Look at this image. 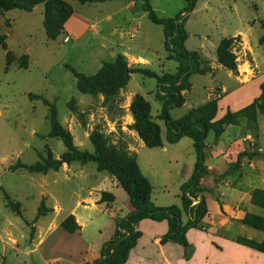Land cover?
I'll list each match as a JSON object with an SVG mask.
<instances>
[{
	"label": "rangeland",
	"instance_id": "obj_1",
	"mask_svg": "<svg viewBox=\"0 0 264 264\" xmlns=\"http://www.w3.org/2000/svg\"><path fill=\"white\" fill-rule=\"evenodd\" d=\"M149 3L161 18H173L185 7L182 0H149ZM72 7L91 19L111 15L112 20L97 23L85 36L73 39L66 35L61 15L57 14L60 10L69 12ZM121 7L119 0L83 6L76 1L50 0L36 5L33 11V8L24 10L32 11L30 14L20 16L12 11L4 16L7 19L0 17V36L6 35L4 46L0 47V264H85L80 261L85 252L91 250L87 256L98 252L102 242L112 236L114 221L120 215L110 204H100L103 187H109L115 180L107 172H98L92 162L64 163L58 171L46 174L30 173L21 167L33 165L42 157L58 160L66 150L60 139L48 136L51 105L58 123L72 135L78 150L92 153L89 136L93 130L100 131L118 149L135 154L158 204L181 206L180 186L190 177L195 162L193 141L189 138L177 144L165 141V127L158 118L161 102L156 98V80L132 73L114 96L87 95L77 91L75 79L66 68L86 76L94 75L104 62L113 61L121 53L132 70H148L158 76L175 73L177 63L167 59L162 27L150 22L146 13L133 10V24L131 19L125 21L127 15H122ZM45 8L52 23L51 34L44 26ZM263 21L264 0L196 2L186 20L185 47L198 52L211 71L210 75H191L189 81L193 88L182 92L183 106L170 111L173 120L212 99H219L218 102L222 99L220 105L217 103L218 114H222L227 107L237 111L258 96L259 86L264 82V43L258 42L264 35ZM239 34L247 40L238 36L239 42L233 45L232 52L239 68H249L245 75L250 79L247 81L246 77L247 82L243 84H238L235 76L229 78V71L219 66L215 58L218 43ZM122 44L140 52V56L125 54L129 51L118 47ZM213 67L216 68L213 70ZM226 91L229 92L222 98ZM136 95L150 105L152 120L160 127L163 147H145L133 130L130 105ZM242 121L238 126L227 127L224 140L231 141L239 132L248 131L249 134L256 132L264 143V133L259 128L264 126V114L258 115L257 129L254 123ZM216 140L209 132L205 143L214 147ZM237 145L229 150L234 162L241 152ZM249 147L252 153H258L254 140ZM114 192L119 202L127 197L121 188ZM205 196L211 200L213 194L207 191ZM6 198L19 205L18 213L6 206ZM40 206L42 216L37 217ZM254 211L264 213L257 208ZM68 215H76V222L82 221L79 235L61 229L60 224ZM230 221L237 220L233 217ZM222 229L218 230L225 238L210 232L213 241L223 247L232 243L231 235L252 240L263 235L243 225L231 231ZM199 240L203 244L204 238ZM197 245L201 252L206 249V245L199 242ZM213 255L221 261L219 251ZM260 264H264V257Z\"/></svg>",
	"mask_w": 264,
	"mask_h": 264
},
{
	"label": "trees",
	"instance_id": "obj_2",
	"mask_svg": "<svg viewBox=\"0 0 264 264\" xmlns=\"http://www.w3.org/2000/svg\"><path fill=\"white\" fill-rule=\"evenodd\" d=\"M34 6L46 3L50 0H31ZM67 1V0H52ZM80 4L104 3L111 0H70ZM124 1V0H119ZM185 3L183 11L173 18H161L157 16L152 9L149 0H134L132 10L134 12H144L148 19L155 25L162 27L164 36V50L168 53L167 59L177 63L176 71L173 74H163L158 76L156 73L128 67L125 57L117 53L114 60L104 62L100 69L90 76L77 73L73 68L66 67L75 79V87L78 92L87 95H103L111 97L123 88L129 78V74L141 73L148 78L156 80V98L161 102V111L159 119L165 127V141L168 144H176L182 138H189L193 141L195 153V163L190 177L180 186L181 207L171 205L158 207L150 200L152 186L149 180L141 173L136 161V157L131 155L109 142L107 136L98 130H93L89 136L93 152L80 151L73 144L72 135L65 130L57 121L54 106H50L46 100L45 105H49V124L50 130L48 136L58 138L62 141L65 152L58 160L51 156L42 157L33 165H22L21 167L30 173L46 174L48 171H58L62 164H71L78 162L80 164L94 163L98 172H107L111 175L125 192L127 196L130 211L121 218L115 220V230L112 237L101 245L99 257L91 264H126L128 254L135 245L136 240L141 236L136 231L138 223L143 219L154 221L166 220L168 231L161 240V244L175 243L185 250H190L186 239V232L190 229L207 230V226L202 221L207 215V206L205 198L202 195L203 189L200 187V181L206 168L204 166L206 135L212 132L215 137H219L227 126H238L242 120L256 123L258 114L264 113V82L259 86L260 93L247 106L232 112L226 109L225 114L215 120L217 113V103L219 99H212L202 105L189 110L184 116L173 120L169 113L172 109L180 108L184 104L182 96L183 91H189L191 88V75H205L211 71L206 66V61L196 51H189L185 48V41L188 37L185 30V24L188 15L193 11L198 0H182ZM13 9L30 10L25 5L15 0H0V14ZM61 15L62 25L72 14L60 10L57 13ZM49 11L45 8L44 26L48 34L52 33V23L50 22ZM264 27V21L261 22ZM6 36H0V47L4 46ZM239 42V37L222 39L216 49V62L222 68L237 74L236 56L232 52L233 45ZM259 44L264 43V35L259 38ZM130 112L134 123L133 130L139 139L147 148L163 147V141L160 134V127L152 120L150 115V105L140 95H136L130 105ZM260 153L240 152L236 161L231 163L227 170L219 175L218 179L229 175L233 170L238 169L240 160L243 157L253 158ZM114 196L107 193H100V203L114 201ZM250 203L264 210V190L255 189L251 194ZM6 206L12 208L18 213V204H12L6 198ZM42 206L38 208L37 217L42 216ZM188 215L186 223H182L181 215ZM242 225L260 231L264 234V217L246 212L239 220ZM61 229L73 234L80 230V226L73 215H68L60 224ZM231 241L245 246L260 253H264V237L260 242L242 237L231 235ZM217 249H220L215 245Z\"/></svg>",
	"mask_w": 264,
	"mask_h": 264
},
{
	"label": "crops",
	"instance_id": "obj_3",
	"mask_svg": "<svg viewBox=\"0 0 264 264\" xmlns=\"http://www.w3.org/2000/svg\"><path fill=\"white\" fill-rule=\"evenodd\" d=\"M121 3L123 4V7H121L120 9L122 15L123 16L129 15V18H125V21L127 19H131L130 21H132L133 24L134 12H132V7L134 6V0H124L121 1ZM85 4H89V3H85ZM83 5L84 4H82V6ZM35 8L36 6L33 7L32 11ZM12 11L18 12L17 14L20 16L30 14L32 12V11H24L21 9H13L8 12L0 14V17H2L3 20H5L7 18L4 16H7L6 14ZM111 20H112L111 15H108L100 20L91 19L86 17L85 14L81 13L80 10H75V8L72 7V14L64 22L63 28L68 37L76 39L78 37L85 36L90 31L91 28L96 26L97 23L99 24ZM115 26H118V24ZM238 36L241 37V40H243V38L245 37L244 35H240V34L237 36L234 35L233 37H238ZM187 39L184 45L186 44ZM126 46L127 45L122 44L119 45L118 47L126 48L127 51H129V53L126 52L125 54H130V55L135 54V56L137 57L140 56L139 55L140 52ZM239 67L240 66L237 63V74H232V72L229 71L228 77L230 78L232 76H235L236 82L238 84L241 83L243 84L250 79V77H248L249 75L248 76L245 75L246 72H249V68L243 66L241 69ZM214 68L216 67H213V70ZM208 75L210 74L208 73ZM242 77H244V79H242ZM246 77H247V81H245ZM191 88H193L192 84H191ZM228 92L229 91H226L225 95H223L222 98H224ZM221 100L218 102L219 105ZM227 109H229V107H227ZM224 114L225 112H223L222 114H218V109H217L215 120L221 118ZM263 114H258V115H263ZM258 115L256 118V123L254 124V128L256 129H257V125L259 124ZM243 122L244 121H242L241 123ZM247 124H251V123H247ZM227 127H225L224 132L219 137H216L217 142L215 143L214 147L206 144V149H205L204 166L207 171L206 173L203 174L201 178L200 187L203 189L202 195L205 198V202L208 210L206 217L202 221V224L204 226H208L209 229H207L206 231L198 230V229H190L186 232V239L190 246V250L192 251L190 254H188L185 252L184 248H182L181 246L175 243L167 242L165 244H161V240L163 236L168 231V223L166 220L157 222L151 219H143L138 223L136 227V231L140 232L141 236L136 240L135 245L130 250L126 264H260V260L264 257V253H260L245 246L236 244L231 240L230 241L232 243L225 244V246L223 247L221 244L213 241L214 239L211 237L210 231H212L213 233L214 232L217 233L218 235H220V237H223L221 235L220 230H218L221 229L222 231L223 227L224 229L227 228L228 231H231L232 228L235 226H237L238 229H241L242 224L239 223V220L244 216L246 212L264 217V213L257 214L254 211V209L256 208L260 210L263 209L258 208L250 203L251 194L255 189L264 190V143L260 142L261 141L260 136H258L256 132L255 134L254 133L249 134L248 131H241L238 133V136H236L231 141H225L223 135L226 134ZM259 128L261 129L262 133H264V126L262 128L261 126H259ZM246 137H250V139L247 140ZM253 140L256 144V148L258 150V153H260V155L255 156L253 158L243 157L240 160V166L238 169L233 170L229 175L223 177L222 179H218L219 175L223 174L227 170L228 166L234 162V155H231L229 153V150L232 148V146H236L237 144H239V146L241 147V152L245 151L251 153L249 145L252 144ZM240 143H244V146H241ZM142 145H144L143 142ZM113 179L114 178H112V180ZM118 188L120 187L117 184L116 180L113 183L110 182L109 187H103L102 190L104 192L113 195L115 199L114 202H103L100 204H103L105 206L106 204H110L112 210L113 209L117 210V211L115 210V213L117 212L120 213L118 218H121L124 217L130 211V207L128 206L127 197L123 199L121 202H119L118 197L114 192L115 190H118ZM207 191L213 194V196H211L212 197L211 200H208V198L205 196V193ZM150 200L154 205L158 207H163L162 205L158 204L157 200L153 197L152 192L150 195ZM183 215L185 216V218L182 217ZM233 217H235L237 221L231 222L230 219ZM188 218H189L188 215L182 213L181 215L182 223H186ZM217 223H220L218 227H217ZM77 224L80 226V230L78 233L75 232L73 234L79 235L81 233V226L83 225V223L81 221L78 222ZM114 230H115V221H114ZM113 234L114 231L112 235ZM199 237L204 238L203 244L199 240ZM263 237L264 234L259 238H255V241L260 242L263 239ZM104 242H102V244ZM198 242L201 245H206V249H203L204 250L203 252H201L202 249L197 245ZM215 245L218 246L220 249H217ZM213 247L215 248V250L213 249ZM88 248L89 247H86V249ZM100 248H98L99 249L98 252H92L90 256H87L88 250L91 251L90 249H88L85 252L84 258L81 259L80 261H82V263L85 262V264H89V263L91 264L92 261L96 260L99 257ZM216 250L219 251V253L222 255V259L220 262H218V259H216L213 255L215 254ZM185 254H188L189 256L186 257Z\"/></svg>",
	"mask_w": 264,
	"mask_h": 264
},
{
	"label": "water",
	"instance_id": "obj_4",
	"mask_svg": "<svg viewBox=\"0 0 264 264\" xmlns=\"http://www.w3.org/2000/svg\"><path fill=\"white\" fill-rule=\"evenodd\" d=\"M15 1L25 5L27 9H32L34 7V4L32 3L31 0H15ZM127 18H129V15H127Z\"/></svg>",
	"mask_w": 264,
	"mask_h": 264
}]
</instances>
